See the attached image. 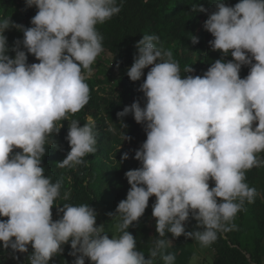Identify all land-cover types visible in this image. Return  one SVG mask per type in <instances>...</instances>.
Here are the masks:
<instances>
[{"label":"clouds","instance_id":"1","mask_svg":"<svg viewBox=\"0 0 264 264\" xmlns=\"http://www.w3.org/2000/svg\"><path fill=\"white\" fill-rule=\"evenodd\" d=\"M213 4L203 29L213 37L210 49L222 57L230 54L231 60L217 59L202 76H181L172 52L158 47V36L144 35L135 44L126 75L138 82L151 66L138 88L145 103L141 107L135 101L117 112L118 134L122 142L131 140L123 122L131 114L146 140L133 157L140 167L125 173L126 198L108 214L119 233L111 238L89 204H58L70 199V190L62 196L61 189L71 177L52 182L41 162L47 146H56L60 122L88 104L86 80L104 51L97 25L118 15L122 5L117 0H26L28 8L37 9L30 27L10 16L0 18V217L7 218L0 220V248L10 250L13 260L30 245L27 264H49L69 245L72 264H85L86 258L90 264H156L157 257L175 264V255L164 252L171 247L166 233L208 247L218 233L236 230L237 214L259 195L245 182L246 172L264 167L258 155L264 153V0ZM192 11L206 9L195 5ZM11 29L22 32L23 40L9 49L4 33ZM190 42L199 39L191 36ZM28 55L38 63L29 64ZM242 66L250 69L245 78L239 75ZM85 119L83 126L75 119L68 126L70 151L59 168L85 165L84 158L97 151L96 121L91 115ZM128 158L124 153L121 162ZM150 197H155L157 237L146 258L128 229L143 216ZM54 207L60 217L55 221ZM189 219L199 230L186 231Z\"/></svg>","mask_w":264,"mask_h":264},{"label":"trees","instance_id":"2","mask_svg":"<svg viewBox=\"0 0 264 264\" xmlns=\"http://www.w3.org/2000/svg\"><path fill=\"white\" fill-rule=\"evenodd\" d=\"M224 2L227 6H234L240 0ZM117 3L122 5L120 13L97 25V31L103 37L104 51L94 63L98 68L86 80L90 88L89 102L81 111L70 115L68 120L60 122L63 127L54 137L56 146H47L46 155L42 157L41 162L45 176L50 177L52 182L60 179L62 175L71 177V183L65 180L61 189L62 196L65 191L70 190V199L68 201L60 199L59 205L89 204L96 210L97 220L98 212L102 211L100 218L104 222L112 220L108 214L114 213L118 203L126 198L130 186L125 173L140 167L139 162L133 157L135 151L146 140L143 126L136 124L131 114L123 118V122L128 126L126 134L131 140L122 142L118 134L120 121L117 119V112L135 101H139L141 107L145 103L138 88L151 66L144 69V76L138 82H131L126 75L137 53L135 44L144 35L158 36V47L172 52V58L178 63L181 76H202L217 59H223L225 62L231 60L230 54L222 57L219 51L210 49L209 41L213 37L203 29L208 14L215 11L213 0H117ZM195 5L203 6L206 12H193L192 8ZM36 12L34 6L32 8L26 6V0H0V18L10 16L12 22L25 28L31 26V18ZM4 35L7 37L9 49L14 47L15 41L23 40V33L16 29L6 31ZM191 36L198 37L199 43L192 45ZM8 54L10 57L14 56V52L10 51ZM107 54L112 57L110 67L102 69L101 61ZM27 62L38 63L32 55H28ZM186 67H192L193 72L185 73ZM249 70V66H242L240 77L245 78ZM89 115L97 124V151L84 158L85 165L71 169L59 168L57 164L62 162L70 151L65 139L68 126L73 119L83 126L85 118ZM124 153H128L129 158L121 162ZM258 155L264 157V153ZM245 182L254 187L259 195L254 203L246 205L245 211L237 214L234 221L236 230L218 233L216 241L205 247V251L211 256V264H264V167L247 171ZM209 185L211 188L214 183L209 181ZM154 202L155 197H150L143 216L128 229L137 240V250L144 252L146 258L153 247V238L157 237L156 221L152 217ZM52 213L53 221L60 218L55 207ZM6 219L0 217V220ZM195 224V220L189 219L186 231L199 230L195 229ZM166 238L172 240L173 245L164 250L165 254H174L175 264H189L193 257L194 245L198 242L184 236L173 239L170 233H166ZM63 249V253L53 257L49 264H72L74 257L69 255L71 251L69 245H64ZM29 251L32 252L30 245ZM16 255L19 256V260L12 259L10 250L0 248V264H22L26 253ZM85 264H90L87 258ZM156 264H163L160 257L156 258Z\"/></svg>","mask_w":264,"mask_h":264},{"label":"rangeland","instance_id":"3","mask_svg":"<svg viewBox=\"0 0 264 264\" xmlns=\"http://www.w3.org/2000/svg\"><path fill=\"white\" fill-rule=\"evenodd\" d=\"M98 59V58H97ZM112 60V57L107 54L105 58L101 61V68L102 69H108L110 67V62ZM95 69L93 70V74L95 70L98 68L96 65ZM102 215V211L100 210L98 212V220H97V225L104 224L105 228L107 229L109 233V238H111L112 235H118V233L115 231V220H107L104 222L100 217ZM171 241V246L173 245V241ZM193 257L192 260L190 261L189 264H211V256L210 254H207L208 252L205 251V247H201L199 243H195L194 248H193Z\"/></svg>","mask_w":264,"mask_h":264},{"label":"built area","instance_id":"4","mask_svg":"<svg viewBox=\"0 0 264 264\" xmlns=\"http://www.w3.org/2000/svg\"><path fill=\"white\" fill-rule=\"evenodd\" d=\"M31 253V251H28V253H26V255L23 257V262L22 264H27V256Z\"/></svg>","mask_w":264,"mask_h":264}]
</instances>
